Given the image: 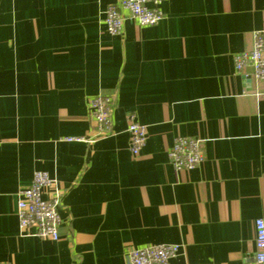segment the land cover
Returning <instances> with one entry per match:
<instances>
[{
  "label": "crops",
  "instance_id": "0c3cea01",
  "mask_svg": "<svg viewBox=\"0 0 264 264\" xmlns=\"http://www.w3.org/2000/svg\"><path fill=\"white\" fill-rule=\"evenodd\" d=\"M118 0H0V264H126L132 247L179 244L168 264H249L264 220V96L233 56L264 29V0H165L154 25ZM112 97L94 138L87 99ZM146 128L129 151L127 115ZM177 136L203 160L175 169ZM70 139V140H69ZM45 170L63 193L57 240L19 228L17 193Z\"/></svg>",
  "mask_w": 264,
  "mask_h": 264
},
{
  "label": "built area",
  "instance_id": "2783aa9c",
  "mask_svg": "<svg viewBox=\"0 0 264 264\" xmlns=\"http://www.w3.org/2000/svg\"><path fill=\"white\" fill-rule=\"evenodd\" d=\"M163 1L165 0H118L104 8L102 22L111 35L120 34L126 20H132L141 26L154 25L163 17L159 8ZM233 62L237 71L251 68V76L262 85V89H257L256 92L264 96V29L253 32L251 48L235 53ZM87 104L95 123L93 139L110 135L112 97L97 94L90 96ZM127 131L129 151L133 156H137L145 144L147 133L145 126L136 121L133 112L127 115ZM201 146L202 140L199 138L177 136L167 152L171 165L178 170L193 169L203 160ZM62 195L56 180L48 172L35 171L30 183L17 193L16 215L22 232L57 240ZM254 227L255 250L249 264H264V220L257 218ZM179 247V244L132 247L126 252V264H168L169 259L176 256Z\"/></svg>",
  "mask_w": 264,
  "mask_h": 264
}]
</instances>
